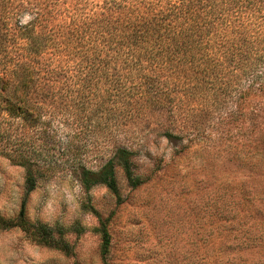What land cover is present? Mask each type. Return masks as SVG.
<instances>
[{
    "label": "trees",
    "instance_id": "1",
    "mask_svg": "<svg viewBox=\"0 0 264 264\" xmlns=\"http://www.w3.org/2000/svg\"><path fill=\"white\" fill-rule=\"evenodd\" d=\"M263 112L264 0H0V154L25 168L27 191L66 167L119 200L116 170L131 188L146 180L134 160L147 134L181 144L244 122L243 214L238 200L217 213L231 237L211 264H264ZM17 226L30 227L21 210ZM93 232L105 257V221Z\"/></svg>",
    "mask_w": 264,
    "mask_h": 264
},
{
    "label": "rangeland",
    "instance_id": "2",
    "mask_svg": "<svg viewBox=\"0 0 264 264\" xmlns=\"http://www.w3.org/2000/svg\"><path fill=\"white\" fill-rule=\"evenodd\" d=\"M248 127L241 122L230 136L217 131L181 144L147 134L134 160L135 174L146 180L131 188L116 170L119 200L101 185L85 191L66 167L49 170L27 191L25 168L0 154V264H211L218 241L231 237L223 230L229 214L217 213L238 200L235 219L243 214ZM257 182L264 192V178ZM20 210L27 231L17 226ZM100 221L109 235L105 257L93 232ZM39 224L69 252L38 243L31 233Z\"/></svg>",
    "mask_w": 264,
    "mask_h": 264
}]
</instances>
